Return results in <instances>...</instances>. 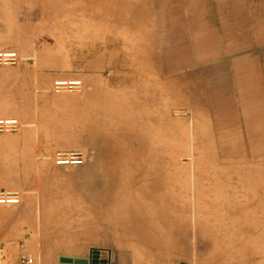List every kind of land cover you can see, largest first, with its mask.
<instances>
[{
  "label": "rangeland",
  "instance_id": "1",
  "mask_svg": "<svg viewBox=\"0 0 264 264\" xmlns=\"http://www.w3.org/2000/svg\"><path fill=\"white\" fill-rule=\"evenodd\" d=\"M131 1L135 0H126L128 8ZM137 1L143 4L142 17L151 16L140 25L129 17L115 21V15L124 9H100L76 0L47 2L44 15L36 21L24 16L26 0H17L15 9L10 0L0 3V35L10 36L12 43L29 44L35 51L22 58L14 43L0 47L13 49L21 57L16 64L0 65V69L20 65L30 75L27 97L26 79L23 83L18 75L0 72V108L18 113L0 116L21 121L16 131L0 132V169L7 162L16 165L31 156L35 162L29 173L33 174L41 155H46L42 170L48 180L80 190L87 183L81 178L80 165H56V151L77 149L91 157L88 150L94 149L86 147L89 130L107 136L110 144L136 152L139 135L146 136L150 128L157 127L155 118L166 107L167 124L173 123L174 129L164 135L157 129L159 147L165 148L156 149L155 154L166 158L183 153L181 168L167 164L143 168L131 161L115 165L112 170H125L127 175L114 185L120 193L109 200L111 213H103L101 199L93 201L84 194L78 196V203L84 207L93 204L95 213L72 209L71 214L53 222L46 213H39L37 200L32 201L27 218L13 217L0 205V264H23L20 256L31 257L30 264H91L93 250H98V264L103 259L104 264H177L183 260L193 264L264 263V144L251 148L248 142L252 130L264 135V0H186L191 18H185L181 3L174 1L166 11V21L152 18L155 0ZM37 8L32 4L29 10L34 13ZM10 10L13 17H5ZM86 14L100 15L115 29L126 31L111 34L106 32L107 26L100 32L76 31L74 21ZM33 22L42 24V29L22 35L26 24ZM154 44L174 50L173 67L190 58L191 74L167 80L158 70ZM208 63L215 66L212 71L201 67ZM59 77H78L83 87L55 92L52 81ZM170 85L178 86L176 98L167 102L151 98L153 91ZM238 91L246 96L243 109L218 113L225 99L235 101ZM108 93L144 95L143 109L153 119L140 131L119 129L127 120L107 105L109 100L103 102ZM211 94L219 98L213 100ZM117 103L127 104L125 99ZM21 106L27 108L29 117H23ZM245 106L257 114L248 123ZM29 118H36L34 125L23 133ZM154 130L153 135L157 134ZM181 135L183 141L178 140ZM5 136L14 138L16 148L1 141ZM23 136L34 142L28 149L25 146L27 152ZM189 153L193 154L192 163ZM150 170L160 175L159 181H146ZM237 172L236 181L232 175ZM22 186L0 180V189L19 191L21 203ZM163 199L186 205L188 213H159ZM193 199L202 213H189ZM193 215L195 222L191 223Z\"/></svg>",
  "mask_w": 264,
  "mask_h": 264
},
{
  "label": "crops",
  "instance_id": "2",
  "mask_svg": "<svg viewBox=\"0 0 264 264\" xmlns=\"http://www.w3.org/2000/svg\"><path fill=\"white\" fill-rule=\"evenodd\" d=\"M11 3H13V5H11L12 9H15V5L17 0H10ZM49 3L50 1L53 2V0H26V4H27V11L25 12V18L29 21H36V20H40V17H42L44 15V7L47 5V2ZM58 1V0H57ZM56 0H54L53 3H57ZM61 1H65V0H61ZM69 1V0H66ZM85 2L89 5H91L92 7H99L100 9H112V8H116V9H124V13H117L115 16L116 20L115 21H119L122 18L125 17H129L131 20V22L135 25H140V24H144L145 22H147L149 20L150 13L148 15V17L144 16L140 14V8L143 5L142 3H140L139 1L135 0L134 2L131 1V6L128 8L127 4H126V0H76V2ZM168 1L170 3H168ZM174 1H177L179 3H181L182 6V10L184 12V16L185 18H189V11L188 8L186 6V0H155V4H156V10L153 12L152 14V18H154L155 20H169L168 17V12L166 13V11L169 10L170 8V4ZM3 2V0H0V3ZM31 3V4H30ZM149 3V2H148ZM32 4H36L38 5V8L35 10L34 13H31V11L29 10V5ZM2 10V6H0V11ZM130 10V11H129ZM12 11L10 10V12L5 13V17H13L12 16ZM32 15V17H30ZM87 15V14H86ZM96 16H98L97 14H95ZM94 15V16H95ZM36 16V17H34ZM93 15L88 16L87 15V25L83 28L79 27V16L76 18L77 22L74 21L75 24V29L76 27L78 29H76V31L78 30H86V31H95V32H100V29L102 30V28L104 29L106 26H108L110 29L108 30L107 28V32L111 33V34H116V32H120V33H125L124 30H118L114 27L111 26V21H104L102 19V17L99 15L98 18L100 21V27L98 26V19L97 21H95V19L91 18L94 17ZM119 17V18H117ZM191 18V17H190ZM89 19V20H88ZM119 19V20H118ZM94 21V22H93ZM103 21V22H101ZM29 23V22H28ZM97 23V24H96ZM105 23V24H104ZM41 24V23H40ZM96 24V25H95ZM108 24V25H107ZM90 25V27H88ZM92 25V26H91ZM104 25V26H103ZM106 25V26H105ZM36 26V27H35ZM97 26V27H96ZM46 27V26H45ZM93 27V28H92ZM98 28V29H97ZM100 28V29H99ZM42 29V24L39 25L37 23H32V24H26V27L24 29L23 32H21L22 35H27V33H25V31L27 32H33L34 30L37 31ZM90 29V30H89ZM113 29V30H111ZM167 36L169 34V32L167 31L165 33ZM29 35V34H28ZM27 35V36H28ZM33 34H31L32 36ZM30 36V35H29ZM12 38L10 36H3L0 35V47H2L5 44H10L12 43L11 40ZM14 45L13 47L15 48V50L20 51L22 58L30 55L31 53L34 54L35 51L34 49L29 45V44H17L16 42H13ZM12 43V44H13ZM155 45L154 51L157 54V57L159 59V65L160 67H158L159 72H161L163 74V76L168 80V78H170L171 76H178L181 75L182 77H185L189 74H191V72L189 71V67L190 65V58H187V61L185 63H181L178 64L177 67H173L170 64L172 55H173V49H169L170 47L167 46H160V45ZM145 47V46H142ZM48 51H51V47L48 49ZM150 52H153L150 50ZM152 53V54H155ZM24 55V56H23ZM19 58H21L19 56ZM208 64H201V67H204V70L207 71H212L215 66H207ZM204 65V66H203ZM0 72H6V73H11L12 75H18L20 76V78L23 79V83H25V79H26V88H27V93L26 96H29V88H30V84H29V72L26 71L24 66H13L10 69L9 68H1ZM15 77V76H14ZM12 78H7V80H11ZM184 79V78H182ZM178 88V86L175 85H170V87H165V88H158L155 91H153L151 98H153V100L155 102L160 101L161 99H166L167 101H171L172 98H176V89ZM156 97V99H155ZM188 97V94H187ZM7 101L8 98V93H6L5 97H4ZM145 96H119V95H115L113 93H108L107 97L105 99H103V102L106 104L107 100H109L110 102L107 105H111L112 107H114V112L119 113L122 117L125 116L126 120H127V124L124 125H120L121 130H125V131H131V132H135V131H140L141 129H145L144 127V123L147 121H151L153 118L150 116V114L145 113L146 111L143 109V104L146 103V100L144 99ZM210 98H212L213 100H216L217 98H219V96L211 94ZM122 99H125V101L127 102V104H116V101H121ZM144 99V100H143ZM243 99H246V96L244 94L243 91H238L237 95H236V99L234 102L229 101L227 99L224 100V105L221 107V109L218 107L217 111L218 113H222L227 111V110H231L232 108H236L238 111L243 109ZM135 101V102H134ZM5 102V101H2ZM137 103V104H136ZM245 109L248 110V114L245 117V122L248 123L250 121V119H253L257 116L256 112L251 109L249 106H245ZM21 110H23L24 114L23 117L25 118V116H28V110L27 108H24V106H21ZM113 111V110H112ZM169 109L166 108H161L160 112L157 114L156 119V124L157 127H152L149 130V134L144 136V135H139L140 138H138L136 140L137 143V149L136 152L139 151H143V154H139L136 156V152H130V151H126L124 149V147L119 146V145H115V144H110V141L108 139L107 136L105 135H94L91 131L87 130V136H86V147L89 149H94V151H90L88 150V153H91L92 156L86 158L87 162L80 165V173L82 175L81 178L85 179L87 181L86 184H82L81 189L77 190L75 189V191H73L72 189H68L67 187H64L61 184H57V183H51L48 180V176L45 172H43L42 170V165L45 162V160L47 159L46 155H41V160L39 161V164L36 165V169L34 171L33 174L29 173V169L31 168V166L34 164V157L31 156H27L25 158H22L18 161H16V165H23L25 166V168H23L24 170H18L15 169L14 166L15 163L12 161L10 164L9 162L5 163V166H3L0 169V180H5L7 183L9 184H17V185H24L22 186V190L24 192V200L22 203L19 204L20 207H16V208H11L8 206H5L6 211L8 212L7 214L13 216V217H17V218H27L30 213V207L32 205V201L33 200H37L38 204L37 207H39V213H46V215L51 219V221L53 222L56 217L61 216L64 217L67 214H71V210L74 209L76 211H78L79 213L82 212L83 210L88 211V213H95L96 212V208L94 207V205H90V206H82L80 205V203H78V196L84 194V196L86 197H90L93 201L102 200V203L105 211L103 213H111L108 211L107 208L110 207V203L109 200L111 197L115 196V195H119V191L116 190V187H114L116 181L120 180V178L124 175H127L126 171L123 170V172H119L117 170H112V168H114L115 165H118L119 163H122L124 166L125 162H129L131 161L133 164H135L137 167H149V168H153V167H159V165L162 164H167V165H171L173 167H177V168H181L183 167V164L180 160V155H182L183 153L180 152L179 154L174 155L173 157H160L157 154H155L156 149L159 151H161L162 147H159V138L161 137V135H159V132L157 131L158 128H160L162 135H164L166 133V131H169V129L171 131H173L174 129V125L173 123L171 125H168V117H169ZM6 113H12L17 115L18 113L14 110L13 112L10 109H1L0 108V115L6 114ZM10 117V116H9ZM29 117V116H28ZM121 117V120H122ZM36 118L32 119H28L26 121V126L28 127L26 130H24L23 133H26L27 131L30 132V130H32V128H29L30 126L34 125V120ZM21 122V121H20ZM21 124V123H20ZM21 126V125H20ZM155 129V130H154ZM155 131L157 134H152V131ZM14 138L10 137V136H5L1 138V141H6L5 143L8 145H11L12 148H16V146L14 145ZM179 141H183V135H181L178 138ZM23 142H24V150H25V146L26 148L30 147V145H32V141L27 140L26 137L23 136ZM248 142L250 144V147L253 148L255 146H262L264 144V135L258 134L257 132H255L254 130H252L249 133V137H248ZM71 142H69L70 144ZM57 145H61L62 141H56ZM35 145V144H33ZM4 148V147H3ZM27 148V149H28ZM173 151L176 150V147H173L172 149ZM26 151V150H25ZM166 151V149H165ZM11 153L15 154L13 150L10 151ZM27 152V151H26ZM192 153H189V160L190 163H192ZM223 156V155H222ZM179 162V163H178ZM123 169V168H121ZM98 171L101 172V175H98ZM146 181H159L160 179H158L160 177V175L155 174L152 170L147 171L146 173ZM128 177V176H127ZM239 177V172L234 173L232 175V178H234V180L237 181V178ZM132 177H130L131 179ZM140 178L142 179V174L140 175ZM223 179L225 177H222ZM231 178V179H232ZM233 180V179H232ZM117 184V183H116ZM118 188V187H117ZM36 190H38L37 194L35 195L34 192H36ZM117 191V192H116ZM22 196V195H21ZM28 203V204H27ZM161 204V208L159 210V213H188V208L186 205L184 204H178L175 202V200H171V199H163V201L160 202ZM190 204H192V209L190 210L189 213H202V209L200 208V206H198V208H195V204H194V199L193 202H190ZM24 205V206H23ZM27 207V208H25ZM52 207V208H51ZM18 209V210H17ZM27 209V210H24ZM15 210V211H14ZM137 213H144L142 210H138ZM195 222V216H191V223ZM38 224L40 225V220L38 221ZM43 224V223H42ZM41 224V226H42ZM38 225V226H39ZM53 225V224H52ZM184 222L182 223V226H184ZM44 226H47V224H45ZM113 264V263H111ZM139 264V263H138ZM215 264V263H212ZM225 264V263H223ZM264 264V263H263Z\"/></svg>",
  "mask_w": 264,
  "mask_h": 264
},
{
  "label": "built area",
  "instance_id": "3",
  "mask_svg": "<svg viewBox=\"0 0 264 264\" xmlns=\"http://www.w3.org/2000/svg\"><path fill=\"white\" fill-rule=\"evenodd\" d=\"M19 61L18 53L13 49H0V65H14ZM83 87L82 80L78 77H59L52 81V89L55 92L80 91ZM20 121L16 117L0 116V132H13L20 127ZM85 156L77 149L58 150L53 155V161L59 166L80 165ZM20 203V193L16 189H0V205H16ZM19 262L32 263L31 257L20 256ZM177 264H193L190 261H179Z\"/></svg>",
  "mask_w": 264,
  "mask_h": 264
},
{
  "label": "bare ground",
  "instance_id": "4",
  "mask_svg": "<svg viewBox=\"0 0 264 264\" xmlns=\"http://www.w3.org/2000/svg\"><path fill=\"white\" fill-rule=\"evenodd\" d=\"M66 1V0H65ZM47 2V1H46ZM31 4V3H30ZM31 5H29V7H30ZM130 11V10H129ZM83 12V11H82ZM91 15H95V14H91ZM88 16H90V15H88ZM30 17H32V15L30 16ZM34 17H36V16H34ZM99 17V15L98 16H94V17H91V18H93V19H95V21H97V19H98V26L100 25L99 23H100V21H99V19H101V18H98ZM86 18H87V15L85 16V15H79V27H81V28H83V27H85L86 25H87V20H86ZM117 18H119V17H117ZM89 20V19H88ZM116 20V19H115ZM119 20V19H118ZM105 21V20H104ZM76 22H77V20H76ZM94 22V21H93ZM101 22H103V21H101ZM63 24V23H62ZM97 24V23H96ZM95 24V25H96ZM105 24V23H104ZM108 25V24H107ZM92 26V25H91ZM104 26V25H103ZM106 26V25H105ZM36 27V26H35ZM88 27H90V25L88 26ZM97 27V26H96ZM100 27V26H99ZM108 27V26H107ZM93 28V27H92ZM106 28V27H105ZM120 28V27H119ZM121 28H123V27H121ZM131 28V27H130ZM129 28V29H130ZM76 29H78L77 27H76ZM75 29V30H76ZM98 29V28H97ZM100 29V28H99ZM108 29H110L109 27H108ZM38 30V29H37ZM62 30V29H61ZM90 30V29H89ZM93 30V29H92ZM91 30V31H92ZM107 30V29H106ZM111 30H113V29H111ZM116 30V29H115ZM100 31H101V29H100ZM125 31V30H124ZM107 32V31H106ZM130 32V31H129ZM118 32H116V34H117ZM63 34V33H62ZM114 34V33H113ZM89 39V38H88ZM90 40H92V39H90ZM93 41V40H92ZM17 52V51H16ZM24 56V55H23ZM155 99H156V97H155ZM135 102V101H134ZM137 104V103H136ZM183 112V111H182ZM178 113V112H177ZM17 118V117H16ZM21 123V122H20ZM84 156H85V160H86V154H84ZM85 160H84V162H85ZM181 160V159H180ZM83 162V163H84ZM82 163V164H83ZM179 163V162H178ZM81 165V164H80ZM68 166H79V165H68ZM21 195V194H20ZM21 197V196H20ZM23 198V197H22ZM25 201V200H24ZM21 203V202H20ZM28 204V203H27ZM21 205V204H20ZM5 206H8V207H11V208H16V207H20L19 206V204H16V205H5ZM22 206V205H21ZM24 206V205H23ZM25 208H27V207H25ZM52 208V207H51ZM28 209V208H27ZM27 209H24V210H27ZM18 210V209H17ZM15 211V210H14Z\"/></svg>",
  "mask_w": 264,
  "mask_h": 264
},
{
  "label": "water",
  "instance_id": "5",
  "mask_svg": "<svg viewBox=\"0 0 264 264\" xmlns=\"http://www.w3.org/2000/svg\"><path fill=\"white\" fill-rule=\"evenodd\" d=\"M92 259H91V264H98L97 262H98V250H93L92 251V257H91ZM104 259L103 260H100V263L101 264H104Z\"/></svg>",
  "mask_w": 264,
  "mask_h": 264
}]
</instances>
